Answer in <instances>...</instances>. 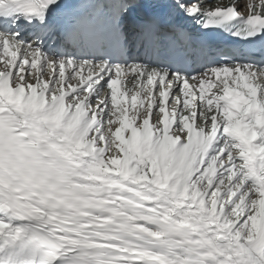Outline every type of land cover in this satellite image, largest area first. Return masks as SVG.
I'll return each mask as SVG.
<instances>
[{"label":"snow or ice","instance_id":"snow-or-ice-1","mask_svg":"<svg viewBox=\"0 0 264 264\" xmlns=\"http://www.w3.org/2000/svg\"><path fill=\"white\" fill-rule=\"evenodd\" d=\"M0 264H264V0H0Z\"/></svg>","mask_w":264,"mask_h":264},{"label":"bare ground","instance_id":"bare-ground-1","mask_svg":"<svg viewBox=\"0 0 264 264\" xmlns=\"http://www.w3.org/2000/svg\"><path fill=\"white\" fill-rule=\"evenodd\" d=\"M220 3L227 4L229 0H219Z\"/></svg>","mask_w":264,"mask_h":264}]
</instances>
